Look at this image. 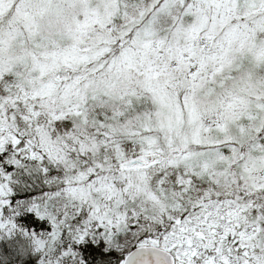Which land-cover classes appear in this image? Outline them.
Returning a JSON list of instances; mask_svg holds the SVG:
<instances>
[{"label":"snow or ice","instance_id":"obj_1","mask_svg":"<svg viewBox=\"0 0 264 264\" xmlns=\"http://www.w3.org/2000/svg\"><path fill=\"white\" fill-rule=\"evenodd\" d=\"M0 264H264V0H0Z\"/></svg>","mask_w":264,"mask_h":264}]
</instances>
